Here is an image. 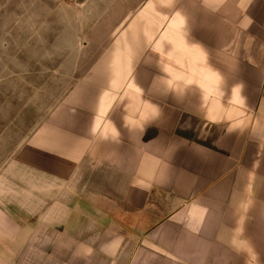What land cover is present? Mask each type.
I'll return each instance as SVG.
<instances>
[{
	"label": "crops",
	"instance_id": "obj_1",
	"mask_svg": "<svg viewBox=\"0 0 264 264\" xmlns=\"http://www.w3.org/2000/svg\"><path fill=\"white\" fill-rule=\"evenodd\" d=\"M134 15L18 152L52 241L1 232L0 264H264V0Z\"/></svg>",
	"mask_w": 264,
	"mask_h": 264
},
{
	"label": "rangeland",
	"instance_id": "obj_2",
	"mask_svg": "<svg viewBox=\"0 0 264 264\" xmlns=\"http://www.w3.org/2000/svg\"><path fill=\"white\" fill-rule=\"evenodd\" d=\"M150 1L0 0V234L26 230L32 247L52 241L40 239L38 219L55 180L18 152L98 55L122 53V39L135 38L124 29Z\"/></svg>",
	"mask_w": 264,
	"mask_h": 264
}]
</instances>
